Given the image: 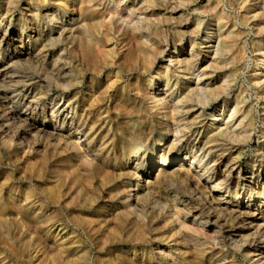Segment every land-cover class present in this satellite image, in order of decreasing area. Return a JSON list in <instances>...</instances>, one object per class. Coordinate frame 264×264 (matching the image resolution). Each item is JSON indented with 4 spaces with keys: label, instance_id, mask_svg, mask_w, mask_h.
<instances>
[{
    "label": "rangeland",
    "instance_id": "rangeland-1",
    "mask_svg": "<svg viewBox=\"0 0 264 264\" xmlns=\"http://www.w3.org/2000/svg\"><path fill=\"white\" fill-rule=\"evenodd\" d=\"M106 7L114 12L112 25L101 20L99 12ZM84 8L83 0H0V90L6 89L7 95L0 98V264H219L194 254L190 246L176 244L172 225L164 213L166 204L183 218L191 206H203V193L193 191L192 183L197 177L201 186L207 185L205 189L218 185L211 196L221 199L219 208L223 206L220 210L225 211L212 213L214 224L209 226L210 230L217 237L223 223L224 230L234 228L238 235L226 238L222 263L252 264L242 250L236 251L233 241L260 234L264 227L251 228L236 216L238 212L233 216L227 209L245 212L254 210L252 204H264V149L257 145L264 143L260 137L264 132V84L260 86L253 80L258 72L253 69L255 62L264 61V0H155L151 8L143 0H107L97 7V12L86 17L92 41L87 51L80 48L75 36ZM52 12L58 17L57 28L49 19ZM134 25L157 31L165 49L157 65L169 64V69L174 70L176 66L168 61L172 51L182 60L183 64L168 81L164 77L149 80L157 66L145 68L128 52L132 49L129 35ZM207 30L209 35L213 34L209 41L204 38ZM5 31L9 34L6 39L2 34ZM227 34L232 37L226 39L231 49L215 54L218 39ZM177 44L183 49L178 53V49L174 50ZM69 45L73 48L71 53L66 51ZM191 57L194 60L187 63ZM263 61L260 66H264ZM50 70L59 73L61 81H80L79 89L65 97L76 98V108H58L62 88L44 75ZM190 73L206 74L202 84L208 85L209 95L220 96L203 109L195 108L184 115L180 127H189L178 132V139L173 140L177 144L175 153L168 150L174 136L166 135L159 142V133L153 131L152 140L137 154L141 158L144 149L153 150L149 160L141 163L144 172L137 170L132 160L127 163L125 158L118 157L94 175V187H89L71 174L69 165L57 156L51 163L52 146L46 136L37 138L35 132L16 130L21 119L29 116L44 123L46 134H72L70 120L77 119L84 108L94 123L97 145L106 146L110 152L113 145L119 154L121 144L127 147V139L134 130L145 136L151 126L158 131L146 95L151 92L150 82V88L161 94L166 92V97L175 89L182 96V89L195 79ZM26 79L34 84L33 92L27 87H16L17 82ZM225 99L226 109H231L237 99L241 101L238 120L244 118L252 129L247 142L233 143L207 132L215 125L212 114ZM6 105L18 110L14 120H9ZM5 128L13 130L15 140L10 146L3 142L4 135H11L2 132ZM136 134L137 131L132 133ZM77 135L85 148H90L87 137ZM165 151L169 160L161 164L160 156ZM111 157L114 158L112 154ZM159 169L165 172L156 178ZM230 170L227 181L225 175ZM80 171L82 174L83 170ZM185 176H190L186 183ZM112 182L117 186L127 182L133 185V191L124 193V198L135 213L122 214L116 192L108 187ZM157 186L162 196H153ZM190 216L185 218L193 220ZM206 218L197 215L193 225L205 222ZM52 224L57 228H50ZM57 230L61 231L57 234ZM159 249L164 250L163 256H178V262H162Z\"/></svg>",
    "mask_w": 264,
    "mask_h": 264
},
{
    "label": "bare ground",
    "instance_id": "bare-ground-1",
    "mask_svg": "<svg viewBox=\"0 0 264 264\" xmlns=\"http://www.w3.org/2000/svg\"><path fill=\"white\" fill-rule=\"evenodd\" d=\"M106 1L107 0H83V4H85V8L82 9L81 12H82L84 17L80 16L82 22H81V25L79 27V30L76 29L77 34L75 35V36H77V38H79L78 43H79L80 48L82 50L85 49V51H87L92 46L91 45L92 41L88 35L89 26H88V23L86 21V17L97 12L98 11L97 7H99L100 5H104ZM8 2L9 1H7V3ZM143 2L146 4L147 8H151L153 3L155 2V0H143ZM10 5H11V3H10ZM53 13L54 12L49 14V19H50L51 23L53 24V26L56 27V22H57L58 17L55 16V14H53ZM99 13H100L101 20H103V22L107 23L108 25H112L114 23L115 16H114V12L112 9L106 7L105 10H103ZM131 21H132V19L129 21V23L127 25H130ZM76 27L78 28V26H76ZM56 31H57V29H55V32ZM130 33L131 34L129 35L130 36L129 40L131 42V48L132 49L130 51L128 50V52L131 53L134 60H136V62L138 60H140L142 62V64L145 66V68H149L150 70L153 69V67L157 66V70L153 72V75L151 76V78H149V80H152L153 78L155 80H157L159 77H164L166 79V81H168L169 78L172 76V74H175L174 72H177L179 67L183 64L182 60L178 59V57L175 55V53H173L174 51H172L168 56L169 59L168 58L167 59L169 62L173 63L174 66H176L174 68V70L169 69V64L162 66V63L160 62L161 64L157 65L158 59H159L160 55H162L165 52V49L162 48V46H161V42L159 40V36H158L157 31H153L149 26L140 27V26L134 25V26H132ZM2 34L5 36V39L9 35L8 31H5ZM59 35H62V34L59 33ZM212 35H213L212 33L209 35V30H207L206 36H204V38L207 40L211 39ZM227 38L229 39L232 37L230 34H227L224 37L220 36V38L218 39L217 45L215 47V54L218 52H221L223 50L229 51L231 49V43L230 44L226 43ZM74 41L75 40L73 38L71 42L74 43ZM201 43H203V42H201ZM70 45L66 47V51L69 53L73 52V48H71ZM177 49L179 50V51H177V53L183 50L182 48L178 47V44L174 46V50H177ZM24 53L28 54V51L25 50ZM80 53H84V52H80ZM263 53H264V50H263ZM83 55L86 56L85 54H83ZM81 59H83V57ZM193 60H194V58L191 57L187 61V63H190V61H193ZM262 61L263 60H261L259 62L262 63ZM259 62L258 61L255 62V68H253V69H255V71H258V72L254 73V77H253L254 79L253 80L256 81V84L261 86L264 84V66H260ZM263 63H264V61H263ZM62 68H63V66H62ZM58 69H59V67H58ZM190 74L192 76H194L195 79L192 80L191 84L185 86L182 89L183 90L182 96L178 95V91H176V89H175V90L171 91L166 97L165 96L166 92L164 94H161L160 93L161 91H158V89L150 88L151 87V82H150V84L148 86H149V89L151 90V92L150 93L146 92V95H147L149 102H150V104H149L150 109L153 111L154 123L156 125H158V131L156 130V128H154V126H153V128L151 126V128L149 129V135L145 136L142 131L134 130L135 129L134 128L133 129L134 131L131 132V135L127 139V147H125L121 144L119 154H118L117 150H114V146L112 144L111 145H112L113 152H110L109 150H107L106 146L104 147V146H101L100 144L97 145V142L95 140L97 138V135H96V133H94V130H95L94 129V123L90 119V116L88 115V113L85 111L86 109H84V108H81L82 113L79 115V117L77 119L72 118L70 120V125H68V126H70V128L73 130L72 134L62 135L60 133L59 134H57V133L52 134L50 132L49 133L47 132V134H46L44 123H42V122L38 123V121H36L35 117L32 118L29 116H25V117L23 116L24 118L21 119L22 122L19 124L18 129H16V130H18L19 132L21 130H23L26 133L27 132L28 133L29 132H32V133L35 132L34 134H36L35 137H37V138H40V136L41 137L46 136V138H47L46 141L49 143V146H52V150L50 151L51 152L50 153L51 159L49 158V160H51V163H52V161H54L53 160L54 156H57L56 157L57 159L60 158V161L69 165L68 167L70 168L71 174H73L79 180H82L85 183V185H88L89 187H91V186L94 187L93 186L94 175L97 174L102 169L103 166H109V165H111V163L116 162L118 160V157L119 158H125L127 163H129V161L132 160V162L135 163L134 166H137L136 169L141 171V172L142 171L144 172L145 168L141 166V163L149 160V158H147V157H151V155L153 154V150L150 149V151L147 152V150L144 149L143 152L141 153V158H138L137 154L139 153V151L143 147L148 145V142L150 140H152V138H150L151 133L153 131H155L156 134L159 133V136L157 137V140L159 142L166 135H171V136L173 135L174 138H172V141L170 142V144L168 146V148H169L168 150L173 149V151H174L173 153H175L177 144H176V141L173 142V140L178 139L176 137L178 132H181V130L184 131V129H186V127H187V129L189 127V126L180 127L182 125L181 121L184 119V115L190 113L195 108H196L195 110H198L200 108L203 109L205 106H207L213 102H216L220 96V95H209L208 85L202 84V79L204 78V76L206 74H204V73H196V74L190 73ZM44 75L46 77H49L50 79H52V81L55 83L56 87L62 88L61 89L62 95L60 96V100H58V102H57V104L59 105L58 108L61 110H65L68 107L76 108L78 103L76 101H73V100H76V98L74 97L75 99H70V98H65V97H66V95L68 96V92H71L75 88H78V86L80 85V81L75 80V82H71V83H68L70 81H68V82L61 81V79H60L61 75H59V73H57V72L53 73V72H51V70H50V72H47ZM0 78H1V76H0ZM64 79H66V78H64ZM188 82H190V81L188 80ZM32 85H34V84L31 82H27V79H26V80H23L21 82H17L16 87H19V88L20 87H27V89L30 92H33V91H31L34 89V86H32ZM175 87H176V83L173 85V88H175ZM8 89H10V88H8ZM223 89H224V85H223ZM12 90L14 91L17 89L13 88ZM63 94H64V96H63ZM6 97H7L6 89L0 90V98L5 99ZM22 97L25 98L26 94H22ZM22 97H21V99H23ZM34 98H35V94H32L31 99H34ZM171 98H175L174 101L172 100L173 102L170 101ZM226 101H227V99H225L224 102L221 104V106H219L216 109V113L214 112V114H212L211 120H213V124L215 123V125H211L209 128H207V132H211L214 135L221 136L224 138L225 141H231L233 143H236L238 141L247 142L251 138L252 129H251L250 124H246L244 118L238 120V118L242 112V108L240 107L241 101L237 99L231 109L225 108V102ZM34 102L32 101V103H34ZM74 103H75V105H74ZM7 107L9 108V110H8L9 120L10 121L12 119L14 120L16 118L15 116L18 114V110L14 106H10V107L7 106ZM32 112H34V111H32ZM9 120H8V122H9ZM64 122H65V119L62 120V123H64ZM5 129L6 130L2 131L5 134H7V132H8V134H11V131H13L12 129L11 130H7L8 128H5ZM111 129H112V127H111ZM16 130H14V131H16ZM135 131H137V134L132 135V133H135ZM14 134H16V133H14ZM77 134H81V135H84L87 137V146L90 148H85L86 146H85L84 142H82L80 140V138L77 137L78 136ZM184 135H185V132L183 133V136ZM260 137H262V139L264 140V132L260 135ZM14 140L15 139H14V136L12 134L11 135H4L3 142L5 145L10 146L14 142ZM31 140H33V139H31ZM257 145H258V149H264V143H257ZM153 146H154V144H153ZM1 150H2V147H0V153H1ZM93 151H95V153H93ZM111 154L114 158L111 157ZM168 155H169L168 152L165 151V154L163 156H160L161 164H164L166 161L169 160ZM171 160H173V158H171ZM235 162L238 163V159H236ZM152 166L153 165L150 164V168H152ZM181 168L183 169L182 166H181ZM80 170H83L82 174H81ZM184 170H186V172H187V171H189V168L185 167ZM231 170H233V168H231ZM231 170H230L229 174L225 175V176H227V179H226L227 181L230 178ZM164 172H165L164 169H159L158 173L156 174V178L159 175H162ZM147 173H149V172L147 171ZM179 173H181V172H179ZM184 173H185V171L183 172V174ZM186 176H188V174ZM186 176L183 178V181L185 183L188 180H190L189 179L190 176L189 177H186ZM159 178L162 179V177H159ZM194 180H195V182L192 183V185L194 184L193 185L194 186L193 191L195 190V191L201 192L200 195L203 193L201 201L203 203V206L204 205H207V206L206 207L205 206L203 207L202 205L191 206L190 209L185 214H183L184 215V218H183V216L179 214L178 210H176L174 207H170L171 205L166 204L164 207V213L166 214V217L169 219V222L172 225V229L174 231L172 236H176V238H175L176 244H182L183 247L184 246L185 247L190 246V249L193 251L194 254L199 255V256L201 255L202 258H204L208 262H216L219 264H223L222 262H224V245H225L224 243H225L226 238L228 236H238V235L235 234L234 228H229V229L224 230L223 223L220 224L221 227H220V231H218V233H217L218 234L217 237L215 235V231L210 230L209 226L214 224L213 220H211V218H212L211 216H213L212 213L215 210L216 211L218 210L217 212L219 214L220 213L223 214L225 212V211L220 210V208L223 207L222 205H221L222 207L219 208L220 202H218V201H221V199H216L213 196H211V191L213 189L217 188L218 185L213 184L211 187H208L207 189H205V187L207 185L201 186L202 183L200 182L199 177L195 178ZM180 181H182V179ZM103 182H104V180H103ZM112 183H109L108 187H110L109 190H113L116 192L115 197L118 198V200H120L119 202L121 203V205L123 207V209L121 210L122 214L126 215V216H130L132 213H135L133 206H131L129 204V200H126L124 198V193H126L127 191H133V189H131V188H133V185H131L130 182L123 183L124 185L121 184L120 186L115 185L114 182H112ZM166 183H164V184H166ZM219 185H220V183H219ZM136 186H138V185H136ZM138 187L140 188V186H138ZM155 188H156V190H153V196H154V194L157 196H162V190H160L159 186H157ZM222 189H223V187H222ZM131 195H133V193ZM148 195H149V193H148ZM156 200L157 199L155 198L154 201H156ZM237 201H239V200L237 199ZM252 205L255 206V207H253L254 210L245 211V212L244 211L239 212L236 209H227L226 207L225 208L228 210L229 213H232L231 215H233V216H234L235 212H238L237 215L236 214L235 215L236 216L239 215L238 217L241 219L242 222H244L245 225L247 224L251 228L252 227L262 228V227H264V204L263 205L252 204ZM196 212H197V214H195V216H194V213H196ZM189 214L191 215L190 217H192L194 219H196L197 215H199V216L204 215L207 218H206L205 222H202V221H200L199 223L197 222L196 223L197 226H195V225H193V222H195L194 219L193 220H191V219L187 220L185 218ZM137 215H139V214H137ZM245 221H248V222L245 223ZM52 227H54L53 229L57 228V226L55 224L50 225V228H52ZM257 228H255V229H257ZM60 231L61 230H57V234ZM253 232H255V231H253ZM224 233H226V235H224ZM240 237H243V236H240ZM246 239L241 240V239L236 238L233 241L236 251L242 250L245 258L248 261L252 262V264L254 262H255V264H258V263L264 264V231L260 234L250 236L249 238H246ZM240 240H241V242H240ZM59 251H61V250H59ZM163 251H164L163 249L162 250L159 249L157 251V253L159 255V259L162 260V262H172V263L176 262V257H178V256L172 255L171 253H169L170 256L168 255L169 257H166V256L162 255ZM180 262H183V260Z\"/></svg>",
    "mask_w": 264,
    "mask_h": 264
}]
</instances>
